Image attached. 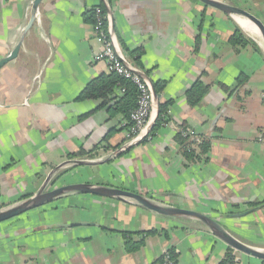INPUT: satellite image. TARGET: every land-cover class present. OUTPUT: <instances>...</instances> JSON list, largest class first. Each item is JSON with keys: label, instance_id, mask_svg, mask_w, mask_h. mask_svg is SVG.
Wrapping results in <instances>:
<instances>
[{"label": "crops", "instance_id": "1", "mask_svg": "<svg viewBox=\"0 0 264 264\" xmlns=\"http://www.w3.org/2000/svg\"><path fill=\"white\" fill-rule=\"evenodd\" d=\"M32 2L0 0V59L23 40L17 57L0 69V208L36 193L71 159L107 156L129 132L123 114L112 115L100 100L79 99L91 80L109 73L105 61L95 60L101 46L86 21L103 0H43L40 19L25 33ZM108 3L128 60L154 83L166 82L160 103L172 100L169 120L152 129L150 140L106 163L63 169L81 167L90 173L85 181L210 214L244 243L264 249L263 47L246 30L258 49L234 47L238 23L200 0ZM245 4L260 10L264 22V0ZM137 49L143 52L138 65ZM199 81L209 91L191 106L187 92ZM181 128L208 142V152L189 138L196 156H185ZM81 150L94 156H71ZM166 250L179 264H221L229 251L237 264H264L200 220L163 216L130 199L72 193L0 223V264H160Z\"/></svg>", "mask_w": 264, "mask_h": 264}, {"label": "water", "instance_id": "2", "mask_svg": "<svg viewBox=\"0 0 264 264\" xmlns=\"http://www.w3.org/2000/svg\"><path fill=\"white\" fill-rule=\"evenodd\" d=\"M43 0H33L31 3L30 11L31 18L28 23V26L25 29V33L33 26L35 21H38L39 14V6ZM206 6L215 8L220 12L232 17L237 23L238 26L244 31L245 29L241 26L238 18H244L251 23H253L261 33L262 40L253 37L256 41L264 49V22L257 17L254 13L243 8L239 5L230 3L225 0H200ZM104 5L106 7L107 14L109 16L110 21V32L111 37L118 47L121 49V45L119 39L115 32L114 21L112 17V11L110 9L108 0H103ZM253 36V35H252ZM22 41L20 40L13 50H11L7 56L0 59V69L7 64L9 61L15 59L19 53V50L22 46ZM126 65L141 75L149 84L152 95H153V107L152 114L149 120V124L142 132L140 137L125 142L119 148L114 149L109 152V154L105 157L99 158H84V159H71L65 164H61L57 166L45 179L41 187L38 189L36 193L30 195L26 198H23L14 204H9L0 208V223L4 221H8L10 219L17 218L24 214H27L31 211L37 210L39 208H46L49 205H52L59 199L68 196L72 193L78 194H94L102 197L108 198H117L120 200L130 199L134 202L139 203L141 206L156 212L157 214L171 217V218H192L197 219L203 222L207 228L220 240L224 241L230 247L235 249L238 252L251 255L253 257H257L261 260H264V249L248 245L241 241L237 236H235L220 220L216 217L203 213L200 211L191 210L188 208H184L181 206H176L172 204H167L159 199H154L153 197L146 196L142 193L131 191L128 189H123L115 185H108L103 183H96L91 180H84L85 177L90 176V173L86 170L73 168V169H63L65 165L71 164L74 166H85V165H93V164H103L106 163L107 160H111L116 158L119 154L125 152L131 146L139 144L143 142V139L146 137L148 133H150L153 127L156 124V120L159 116L160 112V99L161 92H157L155 89L154 82L149 77L146 72H144L139 67L135 66L129 60L125 61ZM103 171L102 173H105Z\"/></svg>", "mask_w": 264, "mask_h": 264}, {"label": "trees", "instance_id": "3", "mask_svg": "<svg viewBox=\"0 0 264 264\" xmlns=\"http://www.w3.org/2000/svg\"><path fill=\"white\" fill-rule=\"evenodd\" d=\"M235 1V0H234ZM244 1V0H243ZM246 1V0H245ZM236 5V1L234 2ZM103 8L104 12L106 11V7L104 4H100ZM241 6V5H239ZM245 8V7H243ZM86 21L94 22V8L86 14ZM121 47L124 48L123 40H120ZM230 42L234 47H244L246 45H252L256 49H258L257 43L249 37L239 26H236L235 32L232 34L230 38ZM132 54H137L135 58V63L138 65L141 61V57L143 55L142 50H135ZM155 89L157 92H162L163 88L166 85L165 81H160L154 83ZM209 91V86L202 83L197 82L188 92H187V101L191 106L198 105L206 93ZM140 92L135 83L125 77L118 75L114 72H109L107 74H102L93 80H91L82 90L79 99H95L100 100L99 107H109L110 113L112 115L123 114L124 118L130 124V112L136 107L137 100L139 98ZM172 100L167 101L165 103L160 104V112L159 116L156 120V124L153 128L155 131L162 123L168 122V109L171 105ZM184 128L177 133V140L180 145L183 146V152L185 156L189 158H193L196 156V152L192 149L188 142V137L184 136L182 133ZM153 135V131L151 132ZM144 140L143 142H146ZM200 151L201 153H207L210 144L204 140L200 143ZM100 146H98L94 151H96ZM94 151L86 152L84 150L79 151L78 153L71 154L72 157H91L94 156ZM73 169V168H70ZM173 255V253H172ZM173 257H175L173 255ZM235 255H233L232 251H229L225 257V259L221 262V264H237L234 260ZM176 258V257H175ZM161 262V261H160Z\"/></svg>", "mask_w": 264, "mask_h": 264}, {"label": "built area", "instance_id": "4", "mask_svg": "<svg viewBox=\"0 0 264 264\" xmlns=\"http://www.w3.org/2000/svg\"><path fill=\"white\" fill-rule=\"evenodd\" d=\"M39 19L38 14V20ZM93 28L95 37L101 46L100 51L95 55V60L105 61L109 72H114L133 81L140 92L136 107L130 112V125L126 141L129 142L140 137L149 124L153 107L152 90L147 81L141 75L126 65L125 61H127L128 58L122 47L120 49L111 37L109 16L107 12L103 11L101 5L94 8ZM40 76L41 74L39 73L36 77L39 79ZM24 103H28V101L25 100ZM165 124V122L162 123V125ZM151 132L146 135L143 141L152 138ZM182 133L184 136L192 138L196 143L202 142V139L189 129L182 130ZM234 260L237 261V258L234 257ZM160 264H179V262L173 257L170 250H166Z\"/></svg>", "mask_w": 264, "mask_h": 264}, {"label": "bare ground", "instance_id": "5", "mask_svg": "<svg viewBox=\"0 0 264 264\" xmlns=\"http://www.w3.org/2000/svg\"><path fill=\"white\" fill-rule=\"evenodd\" d=\"M241 26L248 32L250 33L251 35H253L254 37H257L259 39L262 40V37H261V33L260 31L258 30V28L253 24L251 23L250 21L244 19V18H238ZM252 36V37H253Z\"/></svg>", "mask_w": 264, "mask_h": 264}, {"label": "rangeland", "instance_id": "6", "mask_svg": "<svg viewBox=\"0 0 264 264\" xmlns=\"http://www.w3.org/2000/svg\"><path fill=\"white\" fill-rule=\"evenodd\" d=\"M238 3H240V2H238ZM238 5H241V7H245L248 10V8H247L248 6L245 4V1L242 0L241 3ZM249 11H251V10H249ZM251 12L254 13L257 17H261V18L263 17V14L260 10H257L254 8V9H252Z\"/></svg>", "mask_w": 264, "mask_h": 264}]
</instances>
